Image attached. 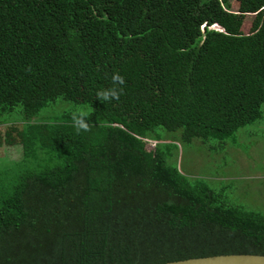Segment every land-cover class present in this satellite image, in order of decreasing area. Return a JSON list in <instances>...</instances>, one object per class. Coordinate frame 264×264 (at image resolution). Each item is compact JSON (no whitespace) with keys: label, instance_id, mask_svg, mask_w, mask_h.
Here are the masks:
<instances>
[{"label":"trees","instance_id":"trees-1","mask_svg":"<svg viewBox=\"0 0 264 264\" xmlns=\"http://www.w3.org/2000/svg\"><path fill=\"white\" fill-rule=\"evenodd\" d=\"M57 99L78 108L35 121ZM263 103L264 0H0V125L22 123L0 264L264 256V216L167 166L157 133L224 142Z\"/></svg>","mask_w":264,"mask_h":264},{"label":"rangeland","instance_id":"rangeland-1","mask_svg":"<svg viewBox=\"0 0 264 264\" xmlns=\"http://www.w3.org/2000/svg\"><path fill=\"white\" fill-rule=\"evenodd\" d=\"M237 10V4H231ZM253 18L247 16L242 25V33L247 34ZM78 108L62 99L40 111L35 121H51L62 114ZM261 117L251 125L238 129L224 142L195 138L190 142L180 140V131L169 133L158 129L157 133L170 150L165 164L176 168L188 178L201 179L226 205L237 206L243 211L257 212L264 216V103ZM21 122L0 125V168L15 166L22 159L19 145L4 144L5 134L11 127L20 128ZM15 137V133H11ZM154 144H146L151 151ZM162 149V148H161ZM163 150V149H162ZM16 171V166L14 167Z\"/></svg>","mask_w":264,"mask_h":264},{"label":"water","instance_id":"water-1","mask_svg":"<svg viewBox=\"0 0 264 264\" xmlns=\"http://www.w3.org/2000/svg\"><path fill=\"white\" fill-rule=\"evenodd\" d=\"M164 264H264V256L254 255H218Z\"/></svg>","mask_w":264,"mask_h":264},{"label":"bare ground","instance_id":"bare-ground-1","mask_svg":"<svg viewBox=\"0 0 264 264\" xmlns=\"http://www.w3.org/2000/svg\"><path fill=\"white\" fill-rule=\"evenodd\" d=\"M214 29H216V30H220L218 27H214Z\"/></svg>","mask_w":264,"mask_h":264}]
</instances>
